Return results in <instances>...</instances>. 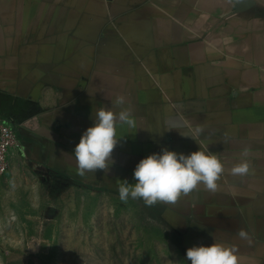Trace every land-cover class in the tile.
<instances>
[{
	"label": "crops",
	"instance_id": "1",
	"mask_svg": "<svg viewBox=\"0 0 264 264\" xmlns=\"http://www.w3.org/2000/svg\"><path fill=\"white\" fill-rule=\"evenodd\" d=\"M100 107L130 111L136 127L117 125L107 173L81 177L72 151ZM6 120L22 148L0 185V224L30 191V173L112 192L135 183L148 155L201 146L224 165L218 190L200 185L175 205H155L177 264H191L188 248L214 242L234 245L238 264H264V0H0ZM242 158L248 176L231 175ZM14 255L0 249V264H26Z\"/></svg>",
	"mask_w": 264,
	"mask_h": 264
},
{
	"label": "rangeland",
	"instance_id": "2",
	"mask_svg": "<svg viewBox=\"0 0 264 264\" xmlns=\"http://www.w3.org/2000/svg\"><path fill=\"white\" fill-rule=\"evenodd\" d=\"M23 180L30 191L5 212L16 218L0 224V249L16 252L17 262L177 264L171 226L158 222L155 205L123 202L117 190L60 173L38 171Z\"/></svg>",
	"mask_w": 264,
	"mask_h": 264
},
{
	"label": "clouds",
	"instance_id": "3",
	"mask_svg": "<svg viewBox=\"0 0 264 264\" xmlns=\"http://www.w3.org/2000/svg\"><path fill=\"white\" fill-rule=\"evenodd\" d=\"M124 102L122 96L115 101L117 105ZM118 124L136 127V121L128 110L114 113L110 108L100 107L95 111L93 126L84 131L72 151L78 175L83 177L89 172L109 171L112 153L118 143ZM189 137L196 140L192 134ZM244 156H247L246 151ZM250 168L251 162L242 158L232 166L230 174L244 178L248 176ZM224 173V165L218 156L201 146L188 155L163 149L162 154H151L140 160L133 173L135 183L123 180L117 191L123 202L131 198L142 200L147 207L158 203L175 205L200 185L215 193ZM238 236L246 239L247 233L240 229ZM186 259L191 264H238L237 248L224 242L190 247L186 251Z\"/></svg>",
	"mask_w": 264,
	"mask_h": 264
},
{
	"label": "built area",
	"instance_id": "4",
	"mask_svg": "<svg viewBox=\"0 0 264 264\" xmlns=\"http://www.w3.org/2000/svg\"><path fill=\"white\" fill-rule=\"evenodd\" d=\"M22 148L21 140L18 136L14 121H0V185H2L12 170V159ZM16 216L12 214L9 219L14 220ZM1 232V229H0Z\"/></svg>",
	"mask_w": 264,
	"mask_h": 264
},
{
	"label": "trees",
	"instance_id": "5",
	"mask_svg": "<svg viewBox=\"0 0 264 264\" xmlns=\"http://www.w3.org/2000/svg\"><path fill=\"white\" fill-rule=\"evenodd\" d=\"M84 186H86V187H88V188H92L90 185H84Z\"/></svg>",
	"mask_w": 264,
	"mask_h": 264
},
{
	"label": "water",
	"instance_id": "6",
	"mask_svg": "<svg viewBox=\"0 0 264 264\" xmlns=\"http://www.w3.org/2000/svg\"><path fill=\"white\" fill-rule=\"evenodd\" d=\"M41 179H42V180H44V179H45V177H44V176H41Z\"/></svg>",
	"mask_w": 264,
	"mask_h": 264
}]
</instances>
